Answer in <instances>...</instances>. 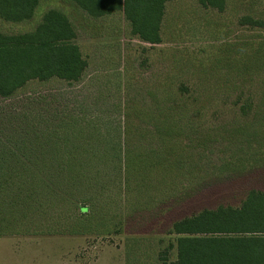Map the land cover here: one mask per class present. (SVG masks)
Instances as JSON below:
<instances>
[{
  "label": "rangeland",
  "instance_id": "obj_1",
  "mask_svg": "<svg viewBox=\"0 0 264 264\" xmlns=\"http://www.w3.org/2000/svg\"><path fill=\"white\" fill-rule=\"evenodd\" d=\"M50 9L87 68L0 97V264H167L175 222L264 191V0H171L157 45L64 0L0 33Z\"/></svg>",
  "mask_w": 264,
  "mask_h": 264
},
{
  "label": "trees",
  "instance_id": "obj_2",
  "mask_svg": "<svg viewBox=\"0 0 264 264\" xmlns=\"http://www.w3.org/2000/svg\"><path fill=\"white\" fill-rule=\"evenodd\" d=\"M41 1L0 0V19L18 24L28 22ZM64 1L94 19L122 14L133 36L157 45L161 43L165 5L171 0ZM197 1L205 8L223 11L227 0ZM76 39L68 17L55 9L46 11L32 31L0 33V97L10 98L31 81L55 78L78 82L87 62ZM16 157L14 153L8 158L0 155V160L11 163L16 159L20 163ZM81 210L84 212L85 208ZM171 233L178 235L175 244L169 245V249L175 247L176 255L167 264H264V191H250L239 207L221 206L183 218L173 224Z\"/></svg>",
  "mask_w": 264,
  "mask_h": 264
},
{
  "label": "crops",
  "instance_id": "obj_3",
  "mask_svg": "<svg viewBox=\"0 0 264 264\" xmlns=\"http://www.w3.org/2000/svg\"><path fill=\"white\" fill-rule=\"evenodd\" d=\"M164 17V16H163ZM162 21H163V19H162ZM161 25H162V23H161ZM160 34H161V31H160ZM162 36V35H161ZM162 38V37H161Z\"/></svg>",
  "mask_w": 264,
  "mask_h": 264
}]
</instances>
